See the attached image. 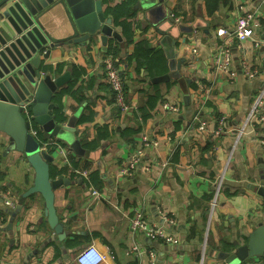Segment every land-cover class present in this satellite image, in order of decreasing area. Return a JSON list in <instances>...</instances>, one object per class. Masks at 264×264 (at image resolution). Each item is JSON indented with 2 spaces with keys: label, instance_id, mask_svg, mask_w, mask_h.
<instances>
[{
  "label": "crops",
  "instance_id": "obj_1",
  "mask_svg": "<svg viewBox=\"0 0 264 264\" xmlns=\"http://www.w3.org/2000/svg\"><path fill=\"white\" fill-rule=\"evenodd\" d=\"M122 1L105 0L103 6L108 9ZM170 1L172 13L181 18L175 23L199 25L175 37L177 59L186 58L181 72L192 79L188 93L178 80L151 82L169 72V67L163 34L148 22L143 10L129 19L134 31L131 42L109 13L120 39L109 36L104 41L96 33L84 42H62L43 60V72L49 68L53 76L70 73L59 89L62 96L56 99L61 124L73 119L75 138L90 152L102 148V154L99 158L75 155L68 144L58 142L50 163L56 178L71 180L54 190L66 236L58 238L49 225L40 193L24 199L11 235L5 229L10 219L6 209L16 206H6L3 198L9 194L18 200L33 185L34 170L21 151L9 148V136L0 131V264H78L77 253L89 244L104 255L100 264H149L150 251L155 252L156 264H228L214 255L215 250L233 252L264 220V198L257 190L264 183V122L237 138V128L264 87V0ZM247 12L255 14L259 46L230 34ZM54 20L56 38L66 37L62 20ZM221 28L228 32L220 33ZM145 40L155 51L162 50L165 61L155 51L137 59L136 45ZM223 45L233 51L236 76L215 66ZM110 52L121 70L127 97L139 113L148 108L150 95H160L137 134H121L126 127L136 129L140 120L133 112H121L106 82L102 58ZM165 104L177 105L178 110H167ZM196 114L199 120L193 119ZM222 118L223 130L216 133ZM203 121L206 130L200 128ZM107 130L110 136L104 137ZM142 132L158 144L146 148L133 175H125L126 162L136 154ZM71 155L76 165L70 161L71 167L62 172L64 159ZM227 163L218 203L212 209L215 181ZM137 207L176 241L152 240L142 231L133 232L131 219ZM241 264H264V255Z\"/></svg>",
  "mask_w": 264,
  "mask_h": 264
},
{
  "label": "water",
  "instance_id": "obj_2",
  "mask_svg": "<svg viewBox=\"0 0 264 264\" xmlns=\"http://www.w3.org/2000/svg\"><path fill=\"white\" fill-rule=\"evenodd\" d=\"M105 0H0V131L9 136L10 149L21 151L34 170V182L19 195L15 208L6 209L10 219L5 227L12 235V227L26 197L40 193L45 199V213L49 225L58 238L66 236L54 205V190L71 180L52 174V150L58 142L66 143L73 153L99 158L102 148L90 152L81 140L73 119L61 124L56 101L59 90L70 73L53 76L42 70L43 60L62 42H84L91 35L102 34L121 38L113 26L112 17L104 8ZM133 8L143 10L150 24L162 33L161 44L168 59L169 72L151 78V82L178 80L188 93L192 79L181 72L182 63L176 57L175 47L180 31L191 33L199 25L175 23L170 0H135ZM61 19L68 35L56 38L55 21ZM168 31V32H167ZM46 67V66H45ZM44 67V68H45ZM30 112V115L28 114ZM39 127L34 135L31 129ZM40 133V135H39ZM46 142L47 146H43ZM264 198V183L257 186ZM214 255L228 264H241L249 257L264 255V220L251 232L246 243L233 252L215 250Z\"/></svg>",
  "mask_w": 264,
  "mask_h": 264
},
{
  "label": "built area",
  "instance_id": "obj_3",
  "mask_svg": "<svg viewBox=\"0 0 264 264\" xmlns=\"http://www.w3.org/2000/svg\"><path fill=\"white\" fill-rule=\"evenodd\" d=\"M175 21H180L179 16L173 14ZM254 19L255 14L253 12H247L246 14L239 17L235 28L230 31V34L239 40L251 39L255 42L256 45H260V41L255 37V28H254ZM226 29H219L220 33H226ZM228 32V31H227ZM102 63L105 70V79L110 88L113 91L115 102L120 108L122 113H132L135 110L126 93L125 83L122 77L121 70L116 66L114 58L110 54H106L102 58ZM215 66L221 70L226 71L231 76H236V70L233 66V51L229 45H223L216 55ZM246 66V70H247ZM251 72L250 69H248ZM164 107L167 110H178L177 105L165 104ZM30 115V112L28 111ZM199 114H196L193 119L199 120ZM225 120L221 119V127L216 130V133H220L223 130ZM264 122V87L255 96L251 108L246 115L245 120L237 128V138H240L249 127H254L256 123ZM202 130H206V122L203 121L200 124ZM31 132L34 135L38 134L37 129H31ZM140 145L136 151V154L131 157L125 165L124 174L133 175L136 172L137 167L141 162V158L145 153L146 148L156 146L158 144L157 139L150 138L146 133L142 132L139 135ZM66 165L71 167L70 158L66 156L64 159ZM228 169V163L224 167L223 172L217 177L215 181V188L213 192V197L211 200V208H215L218 203V197L220 191L223 187L225 181V175ZM94 194L98 195V192L94 190ZM4 204L6 206L15 207L17 204V197L8 194L7 198H3ZM3 221V215L1 216ZM131 228L133 232L142 231L146 236L152 240H165L167 242L173 243L176 241V238L173 234L167 231L164 227L150 222L145 211L137 207L134 209V214L131 219ZM136 249V248H135ZM151 252V260L149 264H156L155 252ZM91 253V255H90ZM97 256L100 257L97 259ZM104 260V255L100 250L94 245L89 244L82 247L76 255V261L78 264H100Z\"/></svg>",
  "mask_w": 264,
  "mask_h": 264
},
{
  "label": "trees",
  "instance_id": "obj_4",
  "mask_svg": "<svg viewBox=\"0 0 264 264\" xmlns=\"http://www.w3.org/2000/svg\"><path fill=\"white\" fill-rule=\"evenodd\" d=\"M134 4H135V0H123L122 2H120L114 6H109V8L107 9L108 14L110 13L114 17L116 23L122 26L123 32L126 35L128 42L132 41V37H133V33H134L133 23H132V21L129 20L135 16L136 10L133 8ZM141 46H143V48ZM143 50H145V51H143ZM154 51H155V49L149 44V41L145 40V41H142L136 45L134 55L137 56V59H138L139 54H143L144 52L146 54H149V53L154 52ZM155 52H157L158 55H160V57L162 56V58H163L162 61H165V56L162 53V50L161 51H155ZM109 54H112V53L110 52ZM59 65L60 66L63 65V63H60ZM45 70L48 71L49 68H45ZM168 83H169V85H171L173 82H168ZM61 96H62V93L57 97V99H59ZM159 97H160V95H157V96H151L150 95L148 98V104H149L148 108L142 107L141 108L142 110L140 109V111H141L140 113H139V109L133 110V116L136 119H138V121L140 120L139 121L140 124L136 129L134 127H132V128L126 127L125 129H123L121 131V134L123 136L137 134L142 129L141 122H145V120L148 117H150V115H151L150 110H151V108H153L155 106L154 103L157 102ZM104 127H108V126L107 125L103 126V127L99 126L98 129L101 130ZM103 136L109 137L110 136L109 131L108 130L105 131ZM94 146H98V143L95 142ZM70 161H72L73 165H76V162L74 161L72 155L70 156ZM67 169H68V165L63 167L62 172L63 171L66 172ZM4 212L5 211L3 210L2 213H4ZM5 214H6V212H5ZM5 214L3 215V221H5Z\"/></svg>",
  "mask_w": 264,
  "mask_h": 264
},
{
  "label": "clouds",
  "instance_id": "obj_5",
  "mask_svg": "<svg viewBox=\"0 0 264 264\" xmlns=\"http://www.w3.org/2000/svg\"><path fill=\"white\" fill-rule=\"evenodd\" d=\"M90 255H91V253H90ZM99 258H100V257L97 256V259H99Z\"/></svg>",
  "mask_w": 264,
  "mask_h": 264
}]
</instances>
